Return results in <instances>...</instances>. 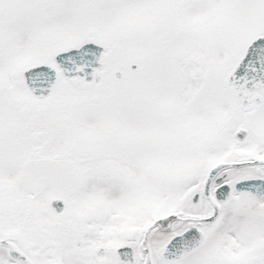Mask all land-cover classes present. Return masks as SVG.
I'll list each match as a JSON object with an SVG mask.
<instances>
[{
    "label": "snow or ice",
    "instance_id": "snow-or-ice-1",
    "mask_svg": "<svg viewBox=\"0 0 264 264\" xmlns=\"http://www.w3.org/2000/svg\"><path fill=\"white\" fill-rule=\"evenodd\" d=\"M0 264H264V0H0Z\"/></svg>",
    "mask_w": 264,
    "mask_h": 264
}]
</instances>
